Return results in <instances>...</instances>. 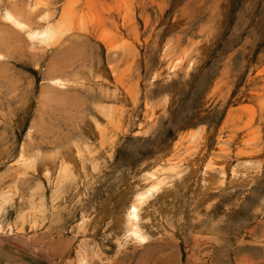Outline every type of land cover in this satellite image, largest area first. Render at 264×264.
<instances>
[{"label": "rangeland", "instance_id": "1", "mask_svg": "<svg viewBox=\"0 0 264 264\" xmlns=\"http://www.w3.org/2000/svg\"><path fill=\"white\" fill-rule=\"evenodd\" d=\"M0 54V264H264V0H0Z\"/></svg>", "mask_w": 264, "mask_h": 264}, {"label": "bare ground", "instance_id": "2", "mask_svg": "<svg viewBox=\"0 0 264 264\" xmlns=\"http://www.w3.org/2000/svg\"><path fill=\"white\" fill-rule=\"evenodd\" d=\"M15 1V0H14ZM37 5V4H36ZM13 6V5H12ZM11 7V6H10ZM69 7V6H68ZM68 10H70V8H68ZM13 8V7H11ZM5 13L3 14L4 15V18L10 20V23L15 25L16 26V29H18L19 27H26V22L23 20V16H22V13H18L17 10H13V9H8V11H4ZM70 12V11H69ZM45 15V14H43ZM46 16L48 17L49 15L46 14ZM45 17V16H43ZM50 17V16H49ZM46 18V17H45ZM44 18V19H45ZM47 22V21H46ZM49 19H48V22L45 23V24H48L46 25V28L47 31L44 33V31L40 32L39 34H37V38L40 39V40H46V43L48 45H55V43L59 40V38L61 37V33H60V30L61 29H57L55 27H52L50 24H49ZM25 29V28H24ZM19 30V29H18ZM21 30V29H20ZM19 30V31H20ZM81 30V29H80ZM26 31V30H25ZM28 31V29H27ZM29 33V32H28ZM108 38L106 37H103V41H106ZM1 56V54H0ZM115 69V68H114ZM67 83V82H66ZM118 83V82H117ZM60 85L61 86H64L65 85V82H60ZM29 162V161H28ZM211 165H213L212 161H209L208 164L205 166V172H208L209 169L211 168ZM151 175V174H150ZM153 175V174H152ZM155 175V174H154ZM208 180V184H209V178H206ZM205 180V181H207ZM215 180L214 179H211L210 182H214ZM211 187V186H209ZM153 188H148L147 190L145 191H142L138 194V198H137V203H134L132 205V209L130 210L129 212V218H130V235L132 236V238H134V240L136 241H146V237H145V234L141 231V229H139V226L136 224V220L138 219V213H139V208L143 205V202L145 199H147V196L151 193V190Z\"/></svg>", "mask_w": 264, "mask_h": 264}]
</instances>
